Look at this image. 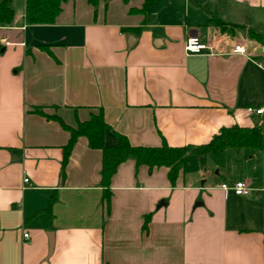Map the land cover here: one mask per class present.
Here are the masks:
<instances>
[{
	"label": "crops",
	"instance_id": "0c3cea01",
	"mask_svg": "<svg viewBox=\"0 0 264 264\" xmlns=\"http://www.w3.org/2000/svg\"><path fill=\"white\" fill-rule=\"evenodd\" d=\"M14 3L0 29V264H264V151L190 156L174 187L127 160L106 214L101 151L78 138L62 173L68 135L35 111L76 127L101 110L106 147L115 133L143 147H200L232 126L264 136V113L247 112L264 109V49L249 36L264 0H109L96 14L67 0L41 26ZM189 37L212 55L186 54ZM238 181L248 196L219 189Z\"/></svg>",
	"mask_w": 264,
	"mask_h": 264
},
{
	"label": "trees",
	"instance_id": "16d2710c",
	"mask_svg": "<svg viewBox=\"0 0 264 264\" xmlns=\"http://www.w3.org/2000/svg\"><path fill=\"white\" fill-rule=\"evenodd\" d=\"M66 1L25 0L24 20L26 24L30 26L54 24L62 10V5ZM87 1L93 7L94 13L96 14L99 1H103L106 5L109 0ZM123 1L126 2L127 0ZM150 1L153 0H145V2ZM129 12L143 13L144 8L142 7L140 10L131 9ZM13 19L12 0H0V29L9 26ZM126 30L124 29V31ZM128 31L137 32V29H128ZM249 36L264 49V29L261 33L251 30ZM40 48L47 49V47ZM35 111L46 120L57 122L61 129L68 135L67 143L63 148L62 173H64L68 157L78 138H85L90 149L101 151L100 184L102 187V203L105 207L106 214H108L110 208L111 178L117 171L118 166L127 160H133L136 167H147L149 172L164 169L168 183L174 187L179 173L186 168L190 156L197 157L201 165H203L206 155L219 154L225 150L264 151L262 128L257 126L251 128L239 126L222 128L208 144L200 147H170L165 142H162L159 147L132 146L126 137L116 133L117 144L112 147H106L103 142V136L105 130L109 127L104 121L101 110L97 114L91 115L89 120L77 122L76 127H70L64 124L56 116L46 115L39 108H36Z\"/></svg>",
	"mask_w": 264,
	"mask_h": 264
},
{
	"label": "built area",
	"instance_id": "2783aa9c",
	"mask_svg": "<svg viewBox=\"0 0 264 264\" xmlns=\"http://www.w3.org/2000/svg\"><path fill=\"white\" fill-rule=\"evenodd\" d=\"M5 45L9 46L10 43L5 42ZM184 50L188 55H212L211 49L205 44L201 43L197 37H189L185 42ZM232 53L246 55V49L244 46H236L233 49ZM247 112L250 114L260 116L264 113V109L248 108ZM23 182L27 183V179H25ZM219 189L223 192L231 191L234 195L239 197L248 196L250 193L249 187L245 182L242 181L234 182L231 185L223 183L219 186ZM27 237H28L27 234L23 235V238L26 239Z\"/></svg>",
	"mask_w": 264,
	"mask_h": 264
},
{
	"label": "rangeland",
	"instance_id": "374dc122",
	"mask_svg": "<svg viewBox=\"0 0 264 264\" xmlns=\"http://www.w3.org/2000/svg\"><path fill=\"white\" fill-rule=\"evenodd\" d=\"M22 0H15V3H14V6L16 7V8H19V7H21L22 8ZM124 22H130V18H128V17H126V19L124 20Z\"/></svg>",
	"mask_w": 264,
	"mask_h": 264
},
{
	"label": "water",
	"instance_id": "95a60500",
	"mask_svg": "<svg viewBox=\"0 0 264 264\" xmlns=\"http://www.w3.org/2000/svg\"><path fill=\"white\" fill-rule=\"evenodd\" d=\"M133 39H130L129 40V42H128V46H131V41H132ZM50 247H49V252L51 251V248H52V240H50V245H49Z\"/></svg>",
	"mask_w": 264,
	"mask_h": 264
}]
</instances>
